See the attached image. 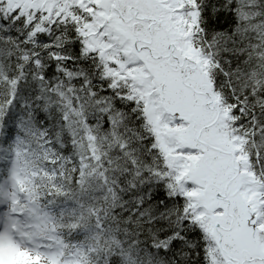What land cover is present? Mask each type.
I'll use <instances>...</instances> for the list:
<instances>
[{
	"label": "snow or ice",
	"instance_id": "obj_1",
	"mask_svg": "<svg viewBox=\"0 0 264 264\" xmlns=\"http://www.w3.org/2000/svg\"><path fill=\"white\" fill-rule=\"evenodd\" d=\"M0 264H264V0H0Z\"/></svg>",
	"mask_w": 264,
	"mask_h": 264
}]
</instances>
